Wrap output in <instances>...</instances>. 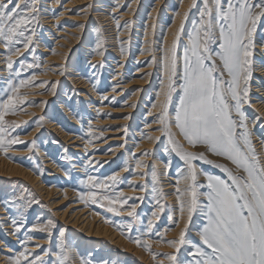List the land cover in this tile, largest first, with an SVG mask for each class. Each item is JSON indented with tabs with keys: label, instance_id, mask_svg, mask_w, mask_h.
I'll return each instance as SVG.
<instances>
[{
	"label": "snow or ice",
	"instance_id": "snow-or-ice-1",
	"mask_svg": "<svg viewBox=\"0 0 264 264\" xmlns=\"http://www.w3.org/2000/svg\"><path fill=\"white\" fill-rule=\"evenodd\" d=\"M53 3L60 4L61 0H53ZM117 4H120V0H117ZM41 8V0H0V61L9 74L5 78V86L0 89V151L6 152L14 145L25 143L16 134V129L21 125L5 119L22 110V105L32 103L27 101L26 94L21 89L40 87L44 91L50 89L52 94L56 92L57 83H37L35 71L29 77L20 78L25 68L39 67L38 63H26L22 57L26 52L36 51L35 38ZM193 9L197 10V16L192 21V28L186 33L187 39L181 55L180 41L185 35V24ZM115 11L114 8L113 12ZM113 19L118 30L130 27L128 22L121 25L115 16ZM79 27L83 28L84 25ZM102 48L103 44L98 43L95 54L103 56L104 52L100 50ZM257 48L264 52V0H190L171 43L166 48H160L159 61L153 57V63H159L162 69L157 99L151 105L152 109H157L153 123L159 125L156 131L167 137L171 151L186 165V170L178 171L175 196L180 213L187 212V220L178 236L163 241L172 249L171 252H151L148 241L142 242L139 237H129L131 242L150 252L153 264H264V163L253 147L244 110V105L251 102L250 81L257 67ZM120 51L123 53L125 50L121 48ZM16 64L20 67L16 68ZM260 70L264 72V60L260 62ZM12 73H15V77H12ZM63 74L61 71L60 75ZM115 90L114 88L113 91ZM174 97H178V101L172 113L169 109ZM124 118L128 119L127 116ZM256 120H260V117H256ZM21 123L26 124L27 121ZM173 128L178 130L179 136L189 146H204L206 152L226 159L234 165L235 170L216 164L215 167L226 174L227 179H222L197 168L194 164L196 160L208 164H213V161L204 152L185 150L183 144L176 139L177 133L173 132ZM87 132L89 139L85 141V149L92 143L90 137L94 134L91 120ZM141 135L143 139L160 140V136ZM100 138H103L102 135L97 137ZM34 145V141L28 145L29 151ZM131 155L135 159L136 169L146 167L142 159L136 158L135 153ZM150 155L152 153L147 151L141 153V156ZM93 163L96 168H102L106 162H93L89 159L86 167H91ZM168 166L166 164L165 169ZM122 171L133 170L125 164ZM133 174L141 179L148 175L146 172ZM201 176L203 181L199 179ZM151 180L153 199L156 201V210L151 212V217L158 219L160 212L167 206L160 202L164 193L157 187L159 178L154 166ZM81 182L87 191L78 195L86 205L90 202L116 216L126 213L131 218L130 221L115 224V227L122 232L124 228L132 231L133 222L139 220V205L129 201L138 199L143 202L144 196H126L119 188L123 183L119 172L104 177L88 174ZM181 182L184 184L183 188L179 186ZM128 187L133 191L139 189L140 192H146L148 184L145 182L136 185L129 182ZM11 203L12 201L4 203L5 211H9L8 205ZM33 203L39 201L31 199L28 206ZM196 213L205 222L196 230L195 237L189 238L187 233ZM152 218L147 223L146 231L149 233L154 227ZM168 219L178 223L172 215ZM108 222L106 219L105 223ZM11 225L12 231L8 234L16 236L21 247L14 255L6 256V264H69L71 250L65 244L64 228L59 230V251L53 253L40 244L33 245V248L40 249L39 252L29 250L28 243L33 238L26 236L25 239H20L17 236L24 222L12 218ZM55 227V222L50 219L46 224L32 225L29 231L46 232L50 242L52 229ZM170 230L166 228L165 232ZM156 243L159 245L161 242ZM0 245L8 246L6 241H0ZM80 264L90 262L81 258ZM101 264L108 262L102 261Z\"/></svg>",
	"mask_w": 264,
	"mask_h": 264
},
{
	"label": "rangeland",
	"instance_id": "rangeland-1",
	"mask_svg": "<svg viewBox=\"0 0 264 264\" xmlns=\"http://www.w3.org/2000/svg\"><path fill=\"white\" fill-rule=\"evenodd\" d=\"M66 1L68 2L70 0H61V3L58 4V7L53 8L55 9L54 12L52 8L50 9V13L54 18V21L56 20V17H59L58 19L63 18V20L57 22L56 25L53 26V28L52 26H50L51 23L50 25H48L50 27H47V23L42 21L40 18V23L37 26V36L35 38L36 51L35 53L26 52L24 57H22V59H25L26 63H38L39 67L33 69L25 68L21 72L20 76V78H26L29 77L33 71H35L37 83H39L40 81H48L49 83L56 82L57 92H55L52 98L47 102H43V100H45L43 97L50 94V89L49 91H44L40 87H28L21 89V92L26 94L27 101H31L32 103H26L22 105V110L17 111L15 115L6 116L5 119L8 121H16L21 125L16 129V134H18L19 138L20 136L29 133V131L34 126H36V122L39 119L56 124L65 132V134H69L73 138L79 139L78 141L80 143H83L86 141V139H89L87 129L89 126V121L91 120L94 134L90 137V139L92 140V143H90V145L101 143L102 141L112 137L122 139V141L113 142L107 148L102 149L100 153H97L101 154L99 156H108L115 151L114 149L119 148V146L123 144L128 146L127 150L129 152V155H131V153H133L134 151H132L131 147L133 146V144L135 147H137V145L140 146L141 142L147 140L143 139L141 134L143 133L144 135L149 136V134H151L153 131H156V129L159 127V125L157 124L153 126V117H151L150 115V117H143V115L148 114L147 111L153 110L151 105L155 102L156 92L160 88V80L162 77L161 72L159 71V69H157L159 68V66H157L156 69L153 70V74L152 71H143V69L147 67L150 59L152 58H147V60H135L137 56L135 54L141 52V48L138 47V45L140 44V39L136 37L135 39H139L137 40V53L132 54V59L127 61L124 69H119V66L121 65L120 58L118 57V54H114L112 49H110L111 46L107 47L105 39L106 37L103 36L102 28L98 25L97 19L94 18V14L103 12V8H96V11L89 12L85 15L84 9L87 4L75 7L73 8V11H67L66 8H64V4ZM113 1L114 2L112 4L106 3V5H108V7L119 6L116 13H114L113 11L111 12V10L108 12L109 21L115 26L116 22L113 19V16H115L116 20L120 19L119 15H121V13L123 12H126L127 9H129L130 5L136 0H120L119 5L117 4V0ZM153 3L154 0H146V6L148 8H145V10H143L146 12V15L149 12V8L152 7ZM177 3H173L174 7H172V10L174 12L177 11ZM41 4L43 6L46 4V2H41ZM65 11H67L66 15L61 17V13ZM161 13L163 15V18L165 19L164 21L166 25H169L171 23V20L166 10H162ZM196 16L197 10L193 9L185 24V35L180 41L179 52L181 55L183 53V46L186 43L187 39L186 33L192 28V21L196 19ZM125 22L131 24L132 20L130 18L122 20L121 25H124ZM80 25H84V27L81 28L79 27ZM123 29L124 27H121L119 30L115 29V31L112 32V35L110 36H112V38H116V36L121 34V31ZM77 36H81L83 37L82 39L85 38L87 40V42H84L83 45L82 42L81 44H77V46L73 48V51L71 53L75 67L74 70H78V73H80L81 76L87 81L88 86L87 88H84V90L76 88V86H74L72 82L68 81V77L60 75L61 70L59 69L58 64H51L45 61L47 56L52 57L54 54H56V49L60 46V44L58 43L59 41H61L62 39L67 40V37L75 38ZM116 40L118 41L119 50L125 47L128 48V51H130L129 49H133V39L126 40L124 38H118ZM88 42L89 45H85ZM123 42H125V44ZM98 43L103 44V48L100 50L104 52V55L101 56V58L93 60L92 58L97 56L95 52L97 50ZM88 48H90V50H88ZM0 51H2V49H0ZM255 59L258 65H260V62L262 60H264V53L261 52L259 48L258 50H256ZM92 65H96V67H92ZM15 67L19 68L20 65L16 64ZM255 73L256 71H254L253 78L250 81V101L258 98L257 96L253 95V92L251 90L256 86L255 83L259 81L261 85L264 86L263 80L259 77L260 75H257ZM8 75L9 74L7 70L3 68L2 61H0V89L5 86V78H7ZM58 75L62 77L55 79L54 76L57 77ZM12 77H15V73H12ZM16 82H18V78ZM128 83H130L132 87L126 88V85ZM114 88L116 89L115 91H113ZM108 92H111L112 94L108 97L107 100L103 99V97ZM117 93H121L120 98H118L120 103L110 104L109 102L114 99ZM134 95H139L138 97H136V101H134L133 103H136V105H138L142 109V111L140 114H137V112L131 114L132 122H130L129 124H131L133 128L132 130L128 128L129 124H116L106 126L101 124L102 121L109 118L119 120L125 119L124 117L126 116L128 117L127 113L119 112L112 114L110 111L118 108L124 109L128 105V103L126 102L133 99ZM177 101L178 97H174V102L172 105H170V112L174 113L175 103ZM99 104L102 105V107H106V111L97 110L96 108L99 107ZM129 104L132 105L131 103ZM250 104L244 105V110L248 121L252 120L255 115V112L251 109ZM64 107L68 110L70 116L73 117L74 120L72 122L74 124L69 122L67 113L63 112ZM39 108L43 109L42 114H39L35 118H33L31 123H21L22 121H25L19 120L21 116L31 113L32 110H37ZM145 125H147V127ZM42 129L36 139V146H34L31 151L28 150L25 155L15 154V152L28 148V145L30 144L29 141L25 146H22L20 144L14 145L13 147L8 148L6 152L0 151V153H2L7 160L15 162L17 164H21L23 167L31 170L32 173L40 178V180L42 179L41 181L45 186L57 187L58 191L67 190L70 193L69 200L63 204V209L66 207L70 208L72 204H78L79 206L76 209L87 210L89 213L97 215V217L104 223L107 219L109 222L105 224L110 226L116 232L120 233V235H122L128 242L138 247L144 254V256L147 257V261H150L149 264H153L150 252L148 250H145L143 247H139L135 243L131 242V239H129V237H139L142 242L148 241L151 244V252L164 253L172 251V249H170L171 251L167 250L169 248L166 246V244L163 243V241L173 239L167 237L169 231L165 232V229L170 228V231H172L176 227V223L170 221L168 217L169 215H172L174 220L178 221L175 212L179 209V204L176 200L175 189H173L176 187V185L174 181L169 180V178H175V166L171 164L170 167L168 166L167 170L165 171V165L169 161L168 153H170L171 151L170 145H168V147H165V149L168 148V151H165V149L163 148V145L167 143V137L160 135L159 142L154 144L156 149L155 156L157 157L159 163H161L160 170H163L165 172L164 175H166V177L164 178L160 177L159 172L163 171L156 170L159 178V184L157 185V187L164 193L163 198L160 202L161 204L167 206L165 207L164 211L160 212L159 218L157 219L151 217V212L156 210V201L153 199L152 192L151 170L153 166L155 167V169L158 168L153 164L154 160L150 158V156H141V153L145 151L140 150L139 152L135 153L136 158L149 159L146 160L147 162H144V164L146 165L144 169H136L135 159L131 155V159L128 160V156L124 150L114 160H100V162H106L104 163V166L102 168H96L94 163L91 167H86L89 160L88 154H91L93 151H88V154L72 151L70 150L72 146L68 145L66 142H63L62 139L51 132L46 125H42ZM108 130H110L111 132H116L117 134L105 135ZM135 130L136 133H132ZM172 130L173 132H176L174 128ZM129 131L132 133V139H134V141L128 139V133H130ZM253 132L257 133L258 130L255 129ZM101 135L103 138L97 139V137H100ZM258 137H260V135ZM176 139L183 144L184 148L187 147L185 150L192 149L195 152H204L205 156L213 161V164H208L204 161L196 160L194 161V164L197 166V168L212 175L220 176L222 179H227L226 174L220 168L215 167L216 164H223L235 170L234 165H232L226 159L213 156L210 153L206 152L204 146L197 145L195 148H193L188 144V146H185L184 140L181 136L176 135ZM20 140L22 139L20 138ZM251 140H253L252 136ZM130 143L133 144L131 145ZM109 149H111L112 151L109 152ZM173 155L175 156V159H177V161L183 164L182 167H184V170H186V165L184 164V162L180 160V158L176 154ZM44 156L47 160H51L50 162H53L55 164V170L53 168L50 169V171L48 168H45L46 165L45 159L43 158ZM125 164H127L133 171H127L124 176H121V178L123 179V183L119 185V188L123 192L124 190L131 189L128 187L129 182L136 185L145 182L148 184V189L146 192H140L139 189H136L135 191H139V193H124L126 196L131 197H145L143 202L138 199L129 201V203H136L139 205V207L137 208V212L139 213V220L133 222L134 226L131 232H129L127 228H124L122 232L120 229L115 227V224H126L130 221L131 218L127 217L126 213H122L120 216H116L115 214L109 213L105 209L100 208L97 205H92L90 202L86 205L78 195L79 193L87 191L86 186L81 181L86 179V176L88 174L98 175L100 177L108 176L115 172H120ZM41 170H43L42 173ZM134 172H146L148 173V175L145 176L144 179H141L139 176L134 175ZM199 179L200 181H203L204 178L203 176H201ZM167 183H169L172 188L165 191L164 186ZM25 189H27V191H25ZM31 199L38 200L39 203H33L28 206V201ZM7 201H12V203L8 205L9 211H5L4 207V203ZM174 201H176L177 203L175 204ZM0 207L3 208L5 213L3 216L5 217V219H2V216L0 215V241H6L8 245L7 247L0 245V254L4 256L5 261L6 256L14 255L15 252L19 251L21 247L17 241L16 236L10 235L12 239L11 240L8 235V233L12 231L11 219L16 218L17 220H22L24 222V226L17 234V236L20 239H25L26 236H31L33 239L28 243V247L29 250L36 252H39L40 249H34V244H40L53 253L59 251V230L60 228H64L65 244L70 250L74 251V254H72V251L69 253V264H80L81 258L86 262H90V264H101L102 261H107L108 264H148L147 262L142 261L140 257L134 255L133 253H126L121 249L118 250L116 246L111 245L106 239L89 238L85 235H81L78 230L71 229L68 226L65 227V225L59 222L58 218L53 215L54 212L52 210H49L47 202L41 200L35 189L21 179H8L0 177ZM149 218H152L154 225L153 230L150 233L146 231ZM50 219L53 220L56 225V227L52 229V238L50 242L47 238L46 232L29 231L32 225L37 223L46 224ZM204 222L205 221L203 220V217L199 213L194 214L193 220L190 225V230L187 233L188 237L194 238L196 230L201 227ZM4 223H8L10 229H5ZM157 233H160V235H157ZM68 240L71 241V246H69L70 242ZM156 241H160L161 243L157 245ZM54 258L55 257L53 256L52 259ZM76 260H78V262Z\"/></svg>",
	"mask_w": 264,
	"mask_h": 264
},
{
	"label": "bare ground",
	"instance_id": "bare-ground-1",
	"mask_svg": "<svg viewBox=\"0 0 264 264\" xmlns=\"http://www.w3.org/2000/svg\"><path fill=\"white\" fill-rule=\"evenodd\" d=\"M41 2H46V4L42 6L40 18L42 21L47 23V27L52 26V28H53V26H55L57 22L63 20V18H62V19H56L54 21V18L52 17V15L50 13V9L51 8L52 9L57 8L58 4H54L53 0H41ZM113 2H114L113 0H70L68 2L67 1L65 2L64 8H66L67 11H73V8L81 6L83 4H87L85 6L84 10H86L87 13H89V12L96 11V8L101 9L100 7H102L103 12H100L98 14H94V18L97 19L98 25L102 28L103 36L106 37L105 39H106L107 47L111 46L110 49H112L114 54H118V57L120 58L121 65L119 66V69L120 68L124 69L125 65L127 64V61L132 59V56H133L132 54L137 53L136 52L137 40L140 39V44L138 45V47L141 48V52L135 54V55H137L135 60H145V59L147 60V58H149V59L152 58V59H150V62L147 65V67L145 69H143V71L144 70L145 71H152V74H153V70L156 69L157 66H159V68H157V69H159V71L161 72V77H162V69H161L159 63H153V57H155L156 60L159 61L160 56H161L160 48L161 47L166 48L171 43L172 38H173V34L179 29L181 15L188 8L190 0H182V2H181V0H154V3L152 5V7L149 8V12L147 13V15H146V12L143 11V10H145V8H148L146 6V0L134 1L130 5L129 9H127L126 12H123V13H121V15H119L120 19H118L120 24H121L122 20L130 18L132 20L133 24L132 23L129 24L130 27H124V29L121 31V34L116 36V38H112V36H110V35H112V32H114L115 29H117V26H116V23H115V26H114V24L110 23L109 17H108V12L110 10L112 12L113 11L112 9L115 8L116 11L114 13H116L118 11L117 8L119 6L118 7H112V6L108 7V5H106V3L112 4ZM173 3H177V11L176 12H174L172 10V7H174ZM89 5H91V7H88ZM164 9L166 10L167 14L170 16L171 23L169 25H166V23L164 21L165 19L163 18V15L161 13L162 10L165 11ZM54 11H55V9H53V12ZM67 11L63 12L61 17L66 15ZM177 13H180L181 15H177ZM70 18H72V17H70ZM144 21H145V23H144ZM50 23H51V25H50ZM52 23H54V24H52ZM48 25H50V26H48ZM136 37H138L139 39H135ZM82 38L83 37H81V36H77L75 38L67 37V40L62 39L61 41L58 42L60 44V46L56 49V54H54L52 57L47 56L45 61L49 62L51 64H53V63L58 64L59 69L64 72L63 76L68 77L69 78L68 81L72 82L73 85L76 86V88L84 90V88H87V86H88L87 81L81 76L80 73H78V70H74V68H75L74 62H73L72 56H71L73 48L75 46H77V44H81V42H82V45H83L84 42H87V40L85 38L84 39H82ZM118 38H124L126 40L127 39H133V47H132L133 49L132 50L129 49L130 51H128V48L125 47L124 48L125 51L123 53H121V51L119 50V47H118L119 46L118 41L116 40ZM81 40H83V41H81ZM123 43L125 44V42H123ZM85 45H89V42ZM88 50H90V48H88ZM257 50H258V48H257ZM130 54H131V56H130ZM97 58H101V56L97 55L96 57H93L92 59L94 60ZM255 58H256V56H255ZM255 71H256L255 74L260 75L259 77L264 82V72H262L260 70V65L257 64ZM61 77L62 76H60V75H58L57 77L54 76L55 79H58ZM120 79H121V77H120ZM258 82H256L255 83L256 86L255 87L252 86L253 88L251 89L253 92V95L257 96L258 98L253 99L251 101L250 107L255 112V115H254V118L252 120L248 121V126H249V131L251 133V136L253 138V140H252L253 147H254L256 153L258 154L259 158L261 159V162L264 163V126H262V125H264V86H262L261 83L259 82L260 83L259 84ZM129 87H132L130 85V83H128L126 85V88H129ZM111 94H112L111 92H108L104 97L107 96V98H108ZM53 95L54 94H52V92H50V94L43 97L45 99V100H43V102H47L49 99L52 98ZM120 95H121V93H117L115 95L114 99H112L109 103L110 104H119L120 102H119L118 98H120ZM81 96H83V95H81ZM138 96L139 95H134L133 99L126 102V103H128V105L124 109L118 108V109H115L113 111H110L112 114L113 113H119V112L127 113L128 119L117 120V119H110L109 118V119L102 121L101 124L105 125V126L106 125H116V124L127 125L130 122H132V115L131 114L136 113V112H137V114H140L142 111V109L138 105H136V103H133L134 101H136V97H138ZM155 97H156V95H155ZM156 99H155V102H156ZM105 100H107V99H105ZM129 103H131L132 105H130ZM133 105H135V106H133ZM98 106L99 107L96 108L97 110H101V111L105 110L106 111V107H102V105H100V104ZM40 111H41V113H40ZM42 112H43L42 108H39L37 110L34 109V110H32L31 113H28L24 116H21L19 120L20 121L25 120V121L31 123L32 119L35 118L37 115L42 114ZM63 112L67 113L69 122L74 124L72 122L74 120L73 117L70 116V114L68 113V110L65 107L63 109ZM94 112H96V111H94ZM150 112L152 113V115H150V116L153 117L156 114L157 109H153L152 111H147L148 114L143 115V117L149 116ZM256 117H260V120L257 121ZM133 121H134V119H133ZM253 121H256V122L253 123ZM42 125H46L47 128L50 129V131L53 132L55 135L59 136V138L62 139L63 142H66L68 145H71L72 148H70V150L76 151V152H81L83 154H86L88 151H93L91 154L87 153L89 156V159L92 160L93 162L100 161L103 159L105 161H108L109 159L114 160L120 155V153L123 150L127 154L128 160L131 159V155H129V152L127 150L128 146L124 145V144H123V147H119V148L114 149L115 151L108 156H99L101 154H97V153H100V151L102 149L110 146L113 142L122 141L121 138L112 137V138H109V139L102 141L101 143H95V144H91V145L89 144L88 148L85 149V147H84L85 142L80 143L78 141L79 139H75L71 135L65 134V132L56 124L50 123L49 121L39 120V119L36 122V126H34L29 131V133L20 136V138L25 142V143L20 144V145L25 146L28 141L30 143L34 141L35 142L34 146H36V144H37L36 139L41 132ZM128 126H129L128 128H130V130L133 129L131 124H129ZM153 126H155V123ZM255 129L258 130L257 133L253 132ZM132 133H136V130ZM132 133L131 132L128 133V139L134 141V139H132V137H133ZM176 133H177V135H179L178 130H176ZM110 134L115 135L117 133L111 132L110 130H108L105 133V135H110ZM160 135L161 134L159 131H153L151 134H149V136H151V137L160 136ZM259 135H260V137H258ZM158 142L159 141H153V140L147 139L144 142H141L139 147H135L133 143H130V144L131 145L133 144V146H131L132 151L134 150L133 153H137L140 150L152 153V155H150V158H152L154 160L153 164L158 168L156 170L163 171V170H160L161 169V163H159L157 157L155 156L156 149H155L154 144L158 143ZM184 144H185V146H188L185 141H184ZM114 145H116V144H114ZM165 147H168V143H165V145H163L164 149H165ZM28 150H29V147L26 149H23V150H18L17 152H15V154L25 155L28 152ZM188 151L195 152L192 149L188 150ZM173 154H175V153H172L171 151H170V153H168L169 161L167 164L169 165V167L171 164H173L175 166V172H176L175 178L174 179L169 178V180L174 181V183L176 185V181L178 179V171L179 172L184 171V167H182L183 164H181L179 161H177V159H175V156ZM43 158L45 159V165H46L45 168H48L50 170V169H53L55 167V164L53 162H50L51 160L50 161L47 160L45 156ZM140 159H143L142 160L143 162H147L146 160H149L146 158H140ZM169 162H170V164H169ZM55 169L56 168H54V170ZM166 170L167 169H165V171ZM126 173H127V171H122V170L119 172L120 176H124V174H126ZM164 173H165L164 171L159 172V176L163 177V178L166 177V175H164ZM0 177L8 178V179L9 178L10 179L11 178L21 179L22 181L28 183L32 188L35 189V191L37 192V194L39 195L41 200L47 202V206L49 207V210H52L54 212L53 215L56 216L58 218V221L63 223L65 225V227L68 226L71 229L78 230V232H80L81 235H85L86 237H89V238L106 239L111 245L116 246L118 248V250L121 249L126 253H133L134 255L140 257L142 259V261H145L148 264L150 263V261H147V257L144 256V254L141 252V250L138 247H136L134 244L128 242L122 235H120V233L116 232L110 226H108L104 222H102L97 217V215L91 214L87 210H84V209H76L79 206L78 204H72L70 208L66 207L63 209V207H62L63 204L69 200L70 193L67 190L58 191L57 187L45 186L43 184V182L41 181L42 179L40 180V178L37 175H35L34 173H32L31 170H29L26 167H23L21 164H17L15 162H11V161L7 160L2 153H0ZM135 181H137V180H135ZM179 186L181 188H183L184 187L183 182H181V184ZM171 188H172V186H170L169 183H167L164 186L165 191L170 190ZM173 189H175V188H173ZM132 192L133 193H139V191H133L132 189L124 190V193H127V194H130ZM174 203L176 204L177 202L174 201ZM175 213H176V217L178 219V221H177L178 223H176V227L172 231H169V233L167 234L168 235L167 237H169V238L177 237L180 228L183 227L185 220H187V212H184L183 214H181L179 209H178ZM4 214L5 213H4L3 208L0 207V215L2 216V219H5V217H3ZM4 224H5V229H10V226H8V223H4ZM9 237L11 239L10 235H9ZM14 241H15V239H14ZM69 242H70L69 246H71L72 243H71V241H69ZM167 250L171 251L170 248ZM71 251H72V254H74L73 253L74 251L73 250H71ZM76 261L78 262V260H76ZM0 264H6V261L4 260V256L2 254H0Z\"/></svg>",
	"mask_w": 264,
	"mask_h": 264
}]
</instances>
